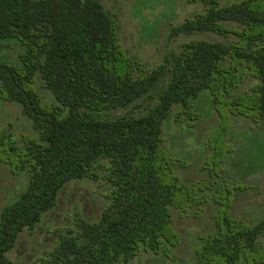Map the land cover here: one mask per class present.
<instances>
[{"label": "trees", "instance_id": "obj_1", "mask_svg": "<svg viewBox=\"0 0 264 264\" xmlns=\"http://www.w3.org/2000/svg\"><path fill=\"white\" fill-rule=\"evenodd\" d=\"M200 1L203 9L171 32H233L236 39L189 38L146 68L121 46L116 20L99 0H0V39L20 47L14 60L0 59V104L17 103L36 130L22 147L0 135V159L27 176L0 208V264H14L5 252L53 205L65 181L96 178L99 168L110 184L107 203L97 218L80 223L77 240L61 239L65 264H127L139 250L167 251L175 241L169 207L182 213L206 199L196 192L216 179L227 116L264 125V0ZM164 70L167 79L144 111L104 114L147 95ZM34 72L53 102H43ZM244 73L255 81L233 94ZM204 88L218 117L205 141L213 151L212 161L205 158L211 179L184 184L161 147L160 125L174 103L176 113L195 117L189 98ZM233 186L220 181L212 195L222 206L215 230L200 236L198 264H264V214L251 223L229 216Z\"/></svg>", "mask_w": 264, "mask_h": 264}, {"label": "rangeland", "instance_id": "obj_2", "mask_svg": "<svg viewBox=\"0 0 264 264\" xmlns=\"http://www.w3.org/2000/svg\"><path fill=\"white\" fill-rule=\"evenodd\" d=\"M99 1L116 20V35L121 46L130 58L146 68L162 61L164 55L177 52L180 43L189 38L218 41L236 39L233 32H171L173 25L203 9L200 0ZM217 1L222 4L233 0ZM19 50L20 47L14 40L0 39V59L12 61ZM167 76L168 72L164 70L147 95L129 105L112 108L104 114L144 111L155 101ZM254 81V78L244 73L232 93L242 94L249 91ZM34 86L41 94L43 102H53L51 93L41 85L37 72H34ZM189 103V110L195 117L189 118L185 112L176 113L179 104L174 103L170 112L162 119L161 147L174 159L172 169L182 183L190 184L196 180L206 183L211 177L205 167V158L210 155L207 160L212 161L213 151L207 149L205 141L218 128V117L205 88L189 98ZM220 131L219 139L226 150H223L221 161L216 162V179L207 188L196 192V195L203 193L206 199L188 205L182 213L169 207V221L175 232L174 243L164 252L139 250L127 264H198L195 249L200 236L215 230V218L220 214L219 208L222 204L218 197L212 196L220 181L228 188L234 185L230 189L227 202L229 216L251 223L264 214L263 123L260 120L256 122L247 117L229 114L225 128ZM0 135L9 136L18 147H22L28 138H36V130L30 120L13 101H1ZM99 162L103 163L104 159ZM26 178L25 172L12 171L0 159V208L22 191ZM109 189L110 184L101 168L96 171V178L68 179L58 190L53 205L42 212L32 227L24 228L18 233L5 255L14 264H65L62 248L59 247L61 239H76L80 223L97 218L107 203Z\"/></svg>", "mask_w": 264, "mask_h": 264}]
</instances>
